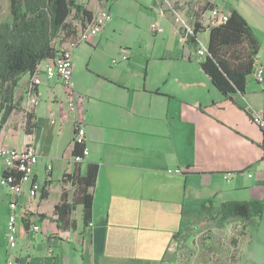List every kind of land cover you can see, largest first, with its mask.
<instances>
[{
	"label": "crops",
	"instance_id": "obj_1",
	"mask_svg": "<svg viewBox=\"0 0 264 264\" xmlns=\"http://www.w3.org/2000/svg\"><path fill=\"white\" fill-rule=\"evenodd\" d=\"M134 1L150 10V19L161 28L159 45L158 39L146 44L123 19L127 0H105L98 9L84 5L95 14L109 7L112 21L74 51L71 95L59 78L44 77V61L40 104L28 123L29 75L21 77L15 90L19 110L3 126L0 147L21 150L33 144L40 157L34 179L41 192L31 198L29 184L22 185L18 245L10 252L13 195L1 185L0 169V264L10 253L15 264H182L181 252L195 236L178 234L184 220L195 223L200 217L201 203H211L214 212L227 202L264 203V129L252 120L253 111L264 113V0H212L215 7L241 14L260 44L262 81L251 74L245 93L231 98L214 86L201 66L205 58L183 36L186 27L202 19L205 0ZM203 26L197 39L208 48L210 29ZM109 40L118 54L114 59L127 55V62L114 66L112 59L111 69H103L97 60L91 66V60L87 69H79L83 55L90 52L93 59ZM78 127L85 129L89 151L80 165L73 162ZM91 163L99 166L96 185L89 190L93 225H84V208L78 205L72 214L77 228L64 241L55 214L64 177L85 176ZM74 198L75 188L69 185V202ZM227 238L223 229H212L206 244L217 249L211 262L229 264Z\"/></svg>",
	"mask_w": 264,
	"mask_h": 264
},
{
	"label": "trees",
	"instance_id": "obj_2",
	"mask_svg": "<svg viewBox=\"0 0 264 264\" xmlns=\"http://www.w3.org/2000/svg\"><path fill=\"white\" fill-rule=\"evenodd\" d=\"M202 12L215 8L212 0H205ZM11 21L0 22V132L13 112L19 110L15 105V90L21 77L32 74L43 61L54 59L58 53L56 46L63 34L66 41L77 35L73 22L79 20L83 25L92 23L96 14L78 0H10ZM76 20L69 21L70 17ZM204 30L200 22H195L193 34L183 31L187 42L198 49L197 36ZM260 51V44L246 19L236 10L229 13L228 21L210 29L208 54L202 61L203 70L210 76L214 86L226 97L237 93L244 94L247 78L254 73V63ZM28 123L31 114L26 115ZM84 146L76 145L74 156L83 153ZM99 166L91 163L85 176L78 173L65 175L64 193L55 207L60 239H69L71 230L77 228L72 214L78 205L84 208L83 220L86 227L92 222L93 195L89 190L96 185ZM19 184L21 173L12 171ZM75 188L73 203L68 200V186ZM200 217L195 223L184 220L178 235L191 232V227L215 224L223 228L233 222L244 225L254 224L264 215V203L260 200L246 202H227L218 212L212 210L211 203H201Z\"/></svg>",
	"mask_w": 264,
	"mask_h": 264
},
{
	"label": "built area",
	"instance_id": "obj_3",
	"mask_svg": "<svg viewBox=\"0 0 264 264\" xmlns=\"http://www.w3.org/2000/svg\"><path fill=\"white\" fill-rule=\"evenodd\" d=\"M166 3L169 0H162ZM229 13L224 11L219 7L208 10L205 13H202V19H197L202 25H205L206 28L211 29L213 27H218L225 24L228 21ZM112 21V14L109 7H104L96 13L92 23L83 25L81 21L76 20L73 22L74 27L77 29V35L67 40L65 45L62 48H58L57 56L54 59L47 60L48 63L44 67V77L47 79L59 78L67 93L71 95V78L73 75V56L74 51L81 45L85 43H91L96 39L107 26L108 23ZM196 21V22H197ZM204 27V26H203ZM153 31L157 32L156 25L153 26ZM186 32L193 34V27H186ZM197 56L200 58H205L208 54V48L204 45H199L196 52ZM129 57L127 55H122L120 59H113L112 65L117 66L120 63L127 62ZM44 62V61H43ZM41 62L35 69L32 74H29V81L26 88V101L24 104V111L26 115L32 114L37 106L40 104V98L38 94V87L42 84V63ZM254 73L253 75L259 80L262 81L263 68L259 64L258 58L255 59L254 63ZM252 120L260 128L264 129V113H258L253 111ZM74 144L83 145L84 150L81 155H76L73 157V162L75 164H83L87 161L89 156V151L86 148V133L84 127H78L74 135ZM264 155V151H263ZM40 161L35 147L31 142H27L25 147L21 150L0 147V169L4 170V173H11L12 171L21 173V180L19 184H15L16 179L13 175H4L1 179V185L7 188L13 195V200L10 203L12 213L9 218L7 226V239H8V248L10 252L16 249L18 245L20 223L19 215L17 214V209L19 205V198L22 195L23 189L22 185L28 183L30 186L29 195L31 198H36L41 192L40 185L34 179L35 168ZM47 171H52V166L47 168ZM252 177V175H249ZM228 179V176H225ZM30 208H27V211L23 214L24 221L29 219L28 212ZM93 223L89 224V227H92ZM32 228V227H31ZM34 231H38L39 227L34 226ZM15 258L12 253L6 264H15Z\"/></svg>",
	"mask_w": 264,
	"mask_h": 264
},
{
	"label": "rangeland",
	"instance_id": "obj_4",
	"mask_svg": "<svg viewBox=\"0 0 264 264\" xmlns=\"http://www.w3.org/2000/svg\"><path fill=\"white\" fill-rule=\"evenodd\" d=\"M105 0H78V3L86 5L87 8H93L97 5L99 8L100 3ZM128 4L125 7L123 19L129 22L134 30L136 36H140L141 40L146 44H154L158 39L159 45L162 40V31L159 28L155 19H150L151 11L146 7L140 5L134 0H127ZM102 7V6H101ZM114 11H118L117 8ZM200 11V10H199ZM120 14V13H119ZM76 20L75 17H70L69 21ZM11 3L10 0H0V22L11 21ZM153 25L157 27V33L153 31ZM158 35V37H156ZM66 38L62 34L56 44L57 47L62 48L66 43ZM115 45L113 40H109L105 46H100L99 50L94 54L91 59V53H86L79 61V69H87L89 62L91 66L97 60L103 69H111L109 62L118 57L115 52ZM140 60H137L135 66L140 67ZM203 226L193 229L188 235L195 236L191 243L186 245L183 254L182 264H216L212 261V252L217 248L207 246L208 239H210L212 229L218 228L217 226ZM225 235H228L227 241L229 248L226 253V258L229 264H264V217L262 221L254 224L244 225L241 222H233L223 228ZM248 232L246 236L245 233Z\"/></svg>",
	"mask_w": 264,
	"mask_h": 264
}]
</instances>
